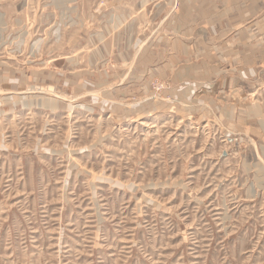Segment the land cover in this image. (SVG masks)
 Masks as SVG:
<instances>
[{
    "label": "rangeland",
    "instance_id": "1",
    "mask_svg": "<svg viewBox=\"0 0 264 264\" xmlns=\"http://www.w3.org/2000/svg\"><path fill=\"white\" fill-rule=\"evenodd\" d=\"M0 264H264V0H0Z\"/></svg>",
    "mask_w": 264,
    "mask_h": 264
},
{
    "label": "crops",
    "instance_id": "2",
    "mask_svg": "<svg viewBox=\"0 0 264 264\" xmlns=\"http://www.w3.org/2000/svg\"><path fill=\"white\" fill-rule=\"evenodd\" d=\"M196 5V4H195ZM258 164H259V162H258Z\"/></svg>",
    "mask_w": 264,
    "mask_h": 264
},
{
    "label": "bare ground",
    "instance_id": "3",
    "mask_svg": "<svg viewBox=\"0 0 264 264\" xmlns=\"http://www.w3.org/2000/svg\"><path fill=\"white\" fill-rule=\"evenodd\" d=\"M23 93V92H22Z\"/></svg>",
    "mask_w": 264,
    "mask_h": 264
}]
</instances>
